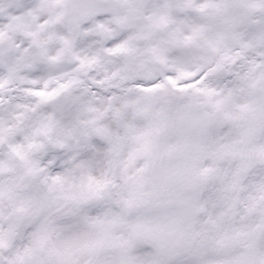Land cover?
<instances>
[{"label": "rangeland", "instance_id": "374dc122", "mask_svg": "<svg viewBox=\"0 0 264 264\" xmlns=\"http://www.w3.org/2000/svg\"><path fill=\"white\" fill-rule=\"evenodd\" d=\"M63 1L0 0V264H264V0H149L138 25L122 0L75 32ZM174 102L210 115L206 184L161 258L138 207Z\"/></svg>", "mask_w": 264, "mask_h": 264}, {"label": "water", "instance_id": "95a60500", "mask_svg": "<svg viewBox=\"0 0 264 264\" xmlns=\"http://www.w3.org/2000/svg\"><path fill=\"white\" fill-rule=\"evenodd\" d=\"M66 0L63 22L73 31L88 17L117 9L119 1ZM147 0H136V22ZM70 62V50L64 53ZM155 133L145 172V194L139 205L138 227L143 242L161 258L170 255L198 215V200L206 184L200 172V138L210 125L202 105L169 108ZM18 195L12 199L15 206ZM20 218L22 217L19 213Z\"/></svg>", "mask_w": 264, "mask_h": 264}, {"label": "bare ground", "instance_id": "6f19581e", "mask_svg": "<svg viewBox=\"0 0 264 264\" xmlns=\"http://www.w3.org/2000/svg\"><path fill=\"white\" fill-rule=\"evenodd\" d=\"M190 49L187 50V52L189 51Z\"/></svg>", "mask_w": 264, "mask_h": 264}]
</instances>
